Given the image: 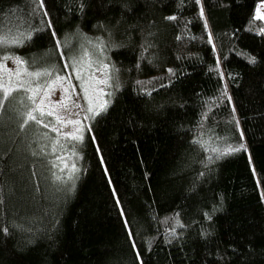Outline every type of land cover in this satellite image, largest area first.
<instances>
[{
  "label": "trees",
  "instance_id": "1",
  "mask_svg": "<svg viewBox=\"0 0 264 264\" xmlns=\"http://www.w3.org/2000/svg\"><path fill=\"white\" fill-rule=\"evenodd\" d=\"M258 1L0 0L1 57L98 38L117 77L71 181L28 103L4 106L0 264H264Z\"/></svg>",
  "mask_w": 264,
  "mask_h": 264
},
{
  "label": "rangeland",
  "instance_id": "2",
  "mask_svg": "<svg viewBox=\"0 0 264 264\" xmlns=\"http://www.w3.org/2000/svg\"><path fill=\"white\" fill-rule=\"evenodd\" d=\"M257 15L264 17V0H260L256 4L254 16L257 17ZM99 41L98 38L94 39L85 36L78 44L71 43L62 47L65 50L63 64L51 61L49 64L41 63L44 66L41 65L42 67L38 68L33 64L26 63L24 57L20 54L15 55L11 53L10 55H2L3 57L0 55V86L19 89L18 91H14L7 101H4L7 112L16 115L19 107L25 105L24 100L28 103L27 113L31 111L36 107V104H33L28 99L31 92L27 91V89L41 88L40 94L35 98L36 103L39 104L41 98H44L42 107L45 113L51 111L53 115L49 116L45 114L41 117L39 112H35L34 114L38 119L43 121V123H39L40 126H43V124L49 125L47 128L43 127L53 134V140L49 142L50 150H53V148L59 149L58 151H53L52 159L54 166H56L55 169L58 170V173L60 172L63 178L61 182L71 181L79 171L81 141L66 138V134L75 131L76 126L61 125L57 120V116L65 121L68 119L81 121L79 127L82 131L79 134L83 137L88 127V122L93 119L92 114L87 111L88 101L85 98L83 87H88V96L92 99L93 104L107 100L109 105L115 94H113L115 90L113 87L115 86V82H117L115 64L108 52L107 45L104 46L103 51H98L97 44ZM5 57H9V59H5ZM16 58L25 62L24 67L29 72H43L48 70L52 72V76H42L39 79H34L32 76L22 74L20 77H17L14 74L18 70ZM88 60H91V65H89ZM103 65H108L109 68L107 85L98 82L105 79ZM77 70L80 71L81 79L76 78ZM57 75L70 77V84L66 79L63 83L57 82L51 90H48L46 84L51 83ZM64 88H68L67 93L64 92ZM101 90L103 93H110L111 95H101ZM45 91L49 92L47 97L44 96ZM69 95H71L70 101L68 100ZM59 101H64L68 107L65 108L62 104L58 103ZM77 105L80 107H77ZM52 127H56L58 131L53 132ZM39 138L41 141H45L50 140L51 136L46 135L44 131H39ZM65 164H67V167H65ZM73 165L75 166L74 172ZM70 174L72 175L71 179H69Z\"/></svg>",
  "mask_w": 264,
  "mask_h": 264
},
{
  "label": "snow or ice",
  "instance_id": "3",
  "mask_svg": "<svg viewBox=\"0 0 264 264\" xmlns=\"http://www.w3.org/2000/svg\"><path fill=\"white\" fill-rule=\"evenodd\" d=\"M201 14H203V11L201 10ZM258 19H264V17H261L259 15H257ZM169 19L174 20L175 17H169ZM0 43H3L2 40H0ZM97 49L98 51H103L104 50V45L102 41H99L97 44ZM5 59H9V57H5ZM254 62V59H253ZM16 63L18 65V70L14 73L17 77H20L22 74H26L29 76H32L34 79H39L40 77H50L52 76V72L45 70L43 72H29L28 69L26 67H24L25 62L19 58H16ZM89 65H91V60H88ZM104 74H105V79L98 81L101 84H108V78H109V68L108 65H103L102 66ZM76 78L77 79H81V75H80V71L77 70V74H76ZM69 81L70 84V77H61L59 75L56 76V78L54 80H52L51 83L46 84V88L48 90H51L53 88L54 85L57 84V82L63 83L65 80ZM74 87V86H73ZM19 89H11L9 87H3L0 86V116H2L4 114V101H7L9 99L10 96H12L14 91H18ZM65 93L68 92V88H64L63 89ZM27 91L31 92V95L28 97V99L33 103L36 104V107L33 108L31 111H29L27 113V120L28 121H33L36 123H43V121L41 119H38V117L34 114L35 112H39L40 116L43 117L45 114L51 116L53 115V113L51 111L45 113L42 105L44 104V98H41L39 104L36 103V96L40 94L41 92V88L37 87L34 89H27ZM83 91L85 93V98L88 101V108L87 111L89 113L92 114V118L94 119L96 116L101 115L102 113L107 111V107H108V101L107 100H103L102 102L98 103V104H93L92 99L88 96V87H83ZM49 94L48 91H45L44 96L47 97ZM101 95H111L110 93H103V91L101 90ZM68 100H71V95L68 96ZM21 103H23V101H21ZM58 103L62 104L65 108L68 107L67 103H65L64 101H59ZM77 107H80L79 105H77ZM78 114V113H77ZM57 120L58 122L63 125V126H67V125H74L76 126L75 131L72 132H68L66 134V138H71L72 140H76V141H82L83 137L82 135H80L79 133L82 131V129L79 127V125L81 124V121L79 120H72V119H68V120H64L61 117L57 116ZM43 126L45 128L49 127L48 124H43ZM52 131L56 132L58 131V129L56 127H52ZM57 143H59V141H57ZM243 147V146H241ZM239 148L236 149H232L229 148L227 150V153H231L233 151H239ZM53 151H55V148H53ZM225 153V154H227ZM62 159V158H61ZM65 167H67V164H65ZM75 171V166L73 165V172ZM72 178V175H69V179ZM57 180H62L63 178L60 176L56 177ZM0 203H2V201H0ZM6 231V229H5Z\"/></svg>",
  "mask_w": 264,
  "mask_h": 264
}]
</instances>
